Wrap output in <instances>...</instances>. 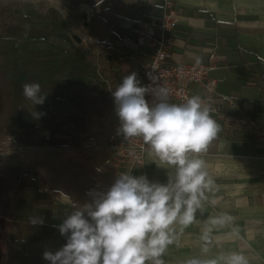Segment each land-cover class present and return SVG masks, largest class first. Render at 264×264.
I'll return each mask as SVG.
<instances>
[{
	"label": "crops",
	"instance_id": "crops-1",
	"mask_svg": "<svg viewBox=\"0 0 264 264\" xmlns=\"http://www.w3.org/2000/svg\"><path fill=\"white\" fill-rule=\"evenodd\" d=\"M162 2L155 0V5H149L145 0H119L118 8H114L112 0H98L95 12L109 10L111 19L114 17L113 42L106 44L85 34V40L97 47L96 72L92 76L80 74L79 81L62 86L63 94L53 95L62 101L69 100L74 106L62 115L58 128H53L50 136L45 135L46 141L30 146L41 152L34 165L37 192L32 203L33 217L42 219L46 228L45 240L37 244L36 264H49L43 259V252H55L66 243L57 225L91 203L94 197L106 193L122 173L146 175L149 181L161 184L175 176L174 167L160 164L150 155V149L143 164L127 169L116 161L108 144L114 125L120 123L111 92L133 71L141 79V68L147 59L146 48L135 39L132 26L151 13L159 15ZM172 2L179 15L173 31L171 61L206 63L209 52L214 50L219 65L209 71V77L216 81L215 93L233 97L237 105L230 113L225 103L217 101L220 114H209L221 131L205 151L189 154L190 157L195 155L203 160L204 170L241 171L263 166L264 156L252 155L264 152V0ZM191 90L192 95L205 94L196 83L191 84ZM74 110L78 115L72 113ZM245 122L253 127L245 126ZM54 138L62 140L63 145H56ZM225 215L234 217L235 221L239 218L236 225H240L241 216H234L230 198L221 199L212 184L204 189L192 223L184 226L177 220L170 226L172 243L159 259L163 264H187L192 259L218 260L223 264L220 258L230 256L233 248L230 220L223 224L212 221ZM244 222L246 229L257 231L253 223ZM257 249L261 261L263 240L258 241ZM236 254L246 258L244 252Z\"/></svg>",
	"mask_w": 264,
	"mask_h": 264
},
{
	"label": "rangeland",
	"instance_id": "rangeland-1",
	"mask_svg": "<svg viewBox=\"0 0 264 264\" xmlns=\"http://www.w3.org/2000/svg\"><path fill=\"white\" fill-rule=\"evenodd\" d=\"M112 1L117 7L119 0ZM97 3L98 0H0V214L4 217L0 264H36L37 244L45 240V226L30 222L37 192L34 165L41 153L30 146L46 141L45 135L50 136L62 115L74 106L53 95L63 94L62 86L79 81L80 74L92 76L96 72L97 47L85 40V34L106 44L113 42L114 17L111 19L109 10L95 12ZM25 83L40 84L45 93L43 104L34 106L23 97ZM57 111L60 113L54 114ZM252 156L262 157L264 152ZM204 171L221 199L230 198L234 216H241L239 226V218L230 220V251L246 253L247 264H264L257 249L258 241H264V165L241 171ZM243 215L246 224L253 223L257 231L246 229Z\"/></svg>",
	"mask_w": 264,
	"mask_h": 264
},
{
	"label": "clouds",
	"instance_id": "clouds-1",
	"mask_svg": "<svg viewBox=\"0 0 264 264\" xmlns=\"http://www.w3.org/2000/svg\"><path fill=\"white\" fill-rule=\"evenodd\" d=\"M148 79L155 83L158 77L148 73ZM149 93L159 102L150 106ZM111 94L120 121L117 134L125 140L142 138L150 155L160 164L174 167L175 176L161 184L149 181L146 175L122 173L106 193L57 225L66 243L55 252H43L49 264H163L159 257L172 243L170 226L177 220L184 226L191 224L204 189L213 184L204 171V161L189 155L205 151L221 131L199 96L193 95L183 104L168 103L166 87L142 86L134 71L125 75ZM22 95L34 106L45 99L39 83L23 84ZM228 220L231 217L225 215L212 223ZM30 222L42 224L43 220L32 218ZM220 261L247 264L244 256L236 253ZM187 264L220 262L192 259Z\"/></svg>",
	"mask_w": 264,
	"mask_h": 264
},
{
	"label": "built area",
	"instance_id": "built-area-1",
	"mask_svg": "<svg viewBox=\"0 0 264 264\" xmlns=\"http://www.w3.org/2000/svg\"><path fill=\"white\" fill-rule=\"evenodd\" d=\"M146 4L155 5V0H145ZM179 9L172 0H163L161 13H151L147 19L138 20L132 26L135 39L146 48L147 59L141 68V84H151L153 88L157 85L168 89V103L183 104L193 96L191 84L196 83L205 93L199 96L203 106L209 109V113L220 114L217 101H222L230 113L237 108L233 97L222 96L215 93L216 81L209 77V71L219 65L217 53L213 50L208 54L207 62L200 61L174 63L171 61V51L174 42V33L177 26ZM155 68V70H153ZM148 73L158 77L153 83L148 79ZM211 94V95H208ZM150 106L159 102L153 94L146 95ZM247 127H253L244 123ZM120 123L114 125L110 132L108 144L113 150L116 161L127 169L144 163L149 146L142 138L136 137L125 140L118 135Z\"/></svg>",
	"mask_w": 264,
	"mask_h": 264
},
{
	"label": "flooded vegetation",
	"instance_id": "flooded-vegetation-1",
	"mask_svg": "<svg viewBox=\"0 0 264 264\" xmlns=\"http://www.w3.org/2000/svg\"><path fill=\"white\" fill-rule=\"evenodd\" d=\"M4 224V217L0 214V227L2 228ZM0 263H1V260H0Z\"/></svg>",
	"mask_w": 264,
	"mask_h": 264
},
{
	"label": "trees",
	"instance_id": "trees-1",
	"mask_svg": "<svg viewBox=\"0 0 264 264\" xmlns=\"http://www.w3.org/2000/svg\"><path fill=\"white\" fill-rule=\"evenodd\" d=\"M56 145H63V141H53ZM10 239H8V241H9Z\"/></svg>",
	"mask_w": 264,
	"mask_h": 264
},
{
	"label": "bare ground",
	"instance_id": "bare-ground-1",
	"mask_svg": "<svg viewBox=\"0 0 264 264\" xmlns=\"http://www.w3.org/2000/svg\"><path fill=\"white\" fill-rule=\"evenodd\" d=\"M82 7H85V5H83ZM89 10H91V9H89ZM89 10H88V11H89ZM84 11H85V10H84ZM86 12H87V11H86ZM88 14H89V13H88ZM89 15H90V14H89ZM88 20H89V19H88Z\"/></svg>",
	"mask_w": 264,
	"mask_h": 264
}]
</instances>
